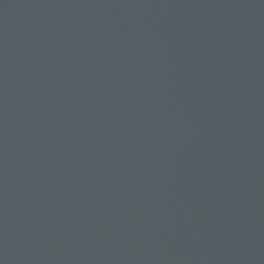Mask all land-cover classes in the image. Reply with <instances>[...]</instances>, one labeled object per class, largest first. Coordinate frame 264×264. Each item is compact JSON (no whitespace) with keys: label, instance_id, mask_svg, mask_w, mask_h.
I'll return each instance as SVG.
<instances>
[{"label":"water","instance_id":"95a60500","mask_svg":"<svg viewBox=\"0 0 264 264\" xmlns=\"http://www.w3.org/2000/svg\"><path fill=\"white\" fill-rule=\"evenodd\" d=\"M0 264H264V0H0Z\"/></svg>","mask_w":264,"mask_h":264}]
</instances>
